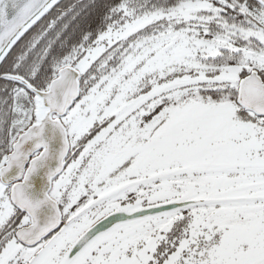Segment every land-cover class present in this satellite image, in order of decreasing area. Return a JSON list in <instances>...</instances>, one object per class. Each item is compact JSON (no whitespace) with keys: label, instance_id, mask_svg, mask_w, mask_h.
Here are the masks:
<instances>
[{"label":"snow or ice","instance_id":"snow-or-ice-1","mask_svg":"<svg viewBox=\"0 0 264 264\" xmlns=\"http://www.w3.org/2000/svg\"><path fill=\"white\" fill-rule=\"evenodd\" d=\"M0 264H264V0H0Z\"/></svg>","mask_w":264,"mask_h":264}]
</instances>
